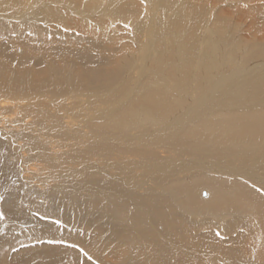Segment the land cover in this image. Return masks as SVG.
<instances>
[{
  "label": "rangeland",
  "instance_id": "1",
  "mask_svg": "<svg viewBox=\"0 0 264 264\" xmlns=\"http://www.w3.org/2000/svg\"><path fill=\"white\" fill-rule=\"evenodd\" d=\"M6 42H12L18 54L23 53V44L39 49L62 47L69 52L77 49L97 56L99 54L100 57H104L99 66L102 77L97 81L94 76L85 72L80 58L72 52L66 57L50 54L48 58L42 57L38 52V55L34 53L30 57L31 60L23 64L19 59H8L1 51L2 45H9ZM0 52L3 54L0 53V125L3 120L7 123L4 126L8 125L6 127L8 136L11 135L14 139L11 144L17 143L13 145V153L18 154L22 151L29 156L30 151L33 152V161L31 163L26 161L25 170L28 172L35 168L40 175L47 176V180H52L54 173L66 172L67 167L80 169L82 164L77 165L75 161L79 162L81 159L85 160L83 165L89 163L91 167L99 166L104 161L112 163L113 160H107L108 158L99 151L98 147L103 144V140L112 143L127 133L135 140L141 139L143 143L153 136L152 132L159 128V125H165V121L168 123L175 114H182L190 108L189 106L193 109L190 111L191 115L198 112L197 116L208 110L214 111L212 114L215 115L217 112H223L227 106H234L233 110L241 112L264 109V80H262L264 78V0H0ZM233 64L250 67L251 71L245 72V77L244 74L232 75L230 72L234 70ZM225 65L230 68L226 71L227 74L229 72L230 77L224 75L215 87L209 88L208 83L205 82L208 81L207 75L211 71L218 72V69ZM207 67L209 70H206ZM83 73H87L88 76ZM240 75L242 80L246 77L250 81L257 79L255 87L263 84V90L259 92L253 85L250 89L237 88L242 82H246L240 79ZM227 85L228 88L225 87ZM150 91H157L158 103L168 108L180 104L185 106L172 115H159L154 110L155 106L144 102ZM257 92L261 96L257 95ZM236 100L241 102L238 104ZM128 108L131 110L129 111ZM125 110H128L127 113L124 112ZM123 115L128 116L127 127L121 126ZM135 116L136 118L139 116L141 122L139 119L136 120ZM24 122H27L28 127L31 126L30 129L25 127L21 129L25 126ZM49 124L53 129L50 131L42 129L45 125L49 127ZM135 126L140 130H136ZM30 130L37 134L34 135ZM166 130L168 131V128ZM20 131L27 134L30 131V135L38 138L35 141L37 144L42 143L45 138L42 136L46 134L48 136L46 139L52 141L46 146H41L40 150L43 151L36 152L38 150L30 149L33 139L27 144L28 141L15 136L24 135ZM78 133L80 137L83 136L82 139L77 137ZM69 134L72 136L70 137ZM176 134H179V139L183 137L181 142H185L184 144L192 141L182 132ZM94 135H97L96 139ZM37 136H41L42 140ZM73 137L77 139L74 140ZM150 139L148 142L152 143L154 138L151 139L152 141ZM156 139L160 143H156L155 146L157 147V144L164 146H158V150L165 149H160L164 154L171 150V154L177 157L179 155L178 158L181 155H188L185 154L188 151L180 148H175V151L171 144L164 143L158 137ZM16 140L19 142V147ZM25 144L28 147H25ZM119 153L111 157L108 154V157L126 159L121 161L126 166H123L124 164L120 166L119 173L122 172V176L124 174L123 181L132 180L130 183H133L134 187L128 180L126 182L130 187L129 192L138 195L140 191H136L141 186L134 185V182H137L136 179L139 181L143 179L145 180L143 191L148 194L146 196L160 203L159 207H163L159 209L160 211L166 209L168 205H171L170 210L178 207V202L166 203L168 197L166 193L169 192L167 187L173 185L171 182L173 180L160 177L162 180L157 178V182L154 181L155 176L159 177L158 174L161 172L153 169L156 171L152 174L150 167L155 166L157 160L146 163L151 166L146 167L148 168L146 170L143 168L142 171L138 167L140 163H135L138 162L136 156H130L126 151L124 155ZM45 154L46 157L43 158L42 155ZM64 157L69 159L66 161ZM48 159L54 161L55 165L52 164L56 168H49ZM130 159H134V162ZM127 168L129 171L134 169L133 174H130L134 177L126 178V171L129 172ZM79 176L77 181L84 182L86 178L84 179L83 175ZM47 183L51 185L49 181ZM163 188H166V191ZM86 194L82 197L85 198ZM97 203L96 199L87 200V204L93 208H97ZM229 211L231 213L232 208ZM183 216L185 213L174 217L182 221Z\"/></svg>",
  "mask_w": 264,
  "mask_h": 264
},
{
  "label": "bare ground",
  "instance_id": "2",
  "mask_svg": "<svg viewBox=\"0 0 264 264\" xmlns=\"http://www.w3.org/2000/svg\"><path fill=\"white\" fill-rule=\"evenodd\" d=\"M23 45L22 54L16 53L12 42L9 45H2L1 51L6 58L19 59L22 64L31 60L30 57L34 53L36 55L40 53L42 57L50 54L66 57L71 52L76 53L85 72L94 76L97 81H100L98 79L102 77L99 66L104 57H100L99 54L97 56L77 49L69 52L68 49L62 47L39 49L29 44ZM255 66L258 68L256 64ZM229 69V66L225 65L219 68L218 72H207L209 73L206 78L208 81L205 82L208 83V87H215ZM233 69L230 72L232 75L244 74L251 68L233 64ZM87 73L83 74L88 76ZM252 80L244 78L242 81L246 82H242L241 85L238 83L237 88L250 89L252 85L255 87L257 79ZM225 87L228 88V85ZM256 88L261 92L263 84ZM156 92L150 91L144 102L155 106L154 110L159 115H172L185 106L180 104L168 108L166 105L159 104ZM234 94L236 95L235 92ZM239 102L241 101L237 103ZM230 104L232 105V102ZM227 107V109L222 108L223 112L219 110L220 113L217 112L215 115L212 114L214 111L208 110L202 114L199 112L201 115L198 116V112L196 114L195 111V114L191 115L190 111L193 109L188 108L182 114H175L171 121L168 123L165 121V125H159L161 128L152 132L153 136L174 146V150L180 148L188 151L185 153L188 154L187 156L181 155L178 158L179 155L177 154V157L171 154V150L164 154L161 150L165 149L158 150L161 144L155 146L156 143H160L155 136L151 135L152 137L148 138H154L153 141L150 139L152 143H149L147 138L146 141L143 139V143L146 144L144 145L141 139L140 141L135 140L132 135L126 133L121 138L119 137L117 142L108 143L103 140V144L98 147L101 154L108 158L107 160H113L112 163L104 161L99 166L91 167L89 163L83 165L85 160L79 159L80 161H75V163L82 164L80 169L67 167L66 172L54 173L52 180H47V176L40 175L34 167L28 172L25 170L26 161L31 163L34 154L32 155V151L29 156L22 151L18 154L13 153V145L17 143L11 144L14 139L13 136H8L9 132L6 129L8 125L4 126L7 123L3 120L0 125V264H264V109L241 112L233 110L234 106ZM127 111L124 112L127 113ZM137 117L135 116L136 120H140L139 116ZM127 124L128 116L123 115L121 126L127 127ZM24 125L21 129L31 127L27 126V122H24ZM50 125L49 127L45 125L42 129L50 131L53 129ZM162 127L168 128V131ZM123 129L120 130L123 131ZM136 130L140 129L136 128ZM164 131L167 132L164 133ZM29 132L28 134L22 132L24 135L15 136L28 141L27 144L33 139V144L29 148L34 151L38 150L36 152L43 151L40 150L41 146H46L49 141H52L46 139L48 138L46 134L42 136L45 137L44 140L41 136H37L42 140L41 144H37L35 141L38 138H34L35 136L30 135ZM176 132H182L183 135H187L188 139L191 138L189 145L187 142L182 143L183 137L179 139V134ZM41 133L45 134L43 131ZM36 134L34 132V135ZM86 136L88 137L87 134ZM134 136L136 137V133ZM96 137L97 135L95 139ZM80 138L82 139L83 136ZM27 144L25 147H28ZM125 151L130 156L137 157L138 162L135 163H140L138 167L142 171L143 168L146 170L148 169L146 167L151 166L146 163L158 161L154 164L155 166L150 167L152 174L156 170L161 172L158 174L159 177L155 176L154 181L157 182V178L160 177L169 181L173 180L171 181L173 185L170 184V188L167 187L169 192L166 193L168 197L165 196L167 199L165 201L167 204L173 201L178 202L179 204L176 203L178 207L173 205V210H170L171 205H168L166 209L160 211L159 209L163 208L159 207L160 203L146 196L148 194L143 191L145 181L143 179L133 181L134 185L141 186L142 190L136 187L139 190L135 191H140L138 195L129 192L130 187L126 182L128 180L130 183L132 180L124 179V182L122 180L125 177L124 174L122 176V172L119 173V167L124 164L121 161L126 159L110 158L111 155L119 152L124 155ZM43 156L46 157V154ZM64 159L67 161L69 157H64ZM130 160L134 162V159ZM48 161L50 169L56 168L52 159ZM127 169L129 171V168ZM153 169L156 170L153 171ZM132 171H126V178L134 177L130 175L133 174ZM79 175L86 178L84 182L77 181ZM48 181L51 185L47 183ZM130 184L133 186V183ZM84 194H86L85 198L82 197ZM162 196L164 197L163 194ZM92 199L98 201L97 208L87 204V200ZM158 199L160 200L159 197ZM230 208H232L231 213ZM183 213L185 216L182 217V221L174 217Z\"/></svg>",
  "mask_w": 264,
  "mask_h": 264
}]
</instances>
